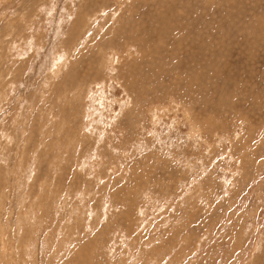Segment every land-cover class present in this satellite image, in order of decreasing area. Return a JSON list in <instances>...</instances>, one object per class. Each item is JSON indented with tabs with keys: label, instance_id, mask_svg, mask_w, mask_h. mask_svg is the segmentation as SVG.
Wrapping results in <instances>:
<instances>
[{
	"label": "rangeland",
	"instance_id": "374dc122",
	"mask_svg": "<svg viewBox=\"0 0 264 264\" xmlns=\"http://www.w3.org/2000/svg\"><path fill=\"white\" fill-rule=\"evenodd\" d=\"M0 264H264V0H0Z\"/></svg>",
	"mask_w": 264,
	"mask_h": 264
}]
</instances>
